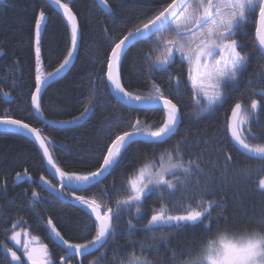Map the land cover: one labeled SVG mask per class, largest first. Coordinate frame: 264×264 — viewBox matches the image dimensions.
Here are the masks:
<instances>
[{
  "label": "snow or ice",
  "instance_id": "obj_1",
  "mask_svg": "<svg viewBox=\"0 0 264 264\" xmlns=\"http://www.w3.org/2000/svg\"><path fill=\"white\" fill-rule=\"evenodd\" d=\"M3 2L0 0V4ZM99 3L115 19L111 0H99ZM154 7L157 10L138 23L134 30H130L126 24L103 29L104 55L93 64L94 71L87 79L99 80V84L93 85L96 94L114 98L119 107L133 112L151 110L163 113L159 124L142 123L140 119H135L129 120L127 127L120 130L123 117L116 123H113L115 116L108 118L102 130L106 139L92 141L97 145L94 170L91 167L63 168L53 156L56 151L54 141L46 138L44 130L27 119L5 111L0 114V127L38 146L42 166L57 180L59 187L53 185L45 175L39 177L41 183L57 192L59 198L69 206L79 207L88 215L89 222L84 226L86 231L80 242L66 239L53 220H47L50 235L64 249L65 255L60 258L62 264H71L76 257L82 258L79 264H83L88 256L96 253L100 255L89 264H104L108 248L113 249L112 264H154L148 253L155 251L158 255V239L171 249L168 237L190 226L201 227L207 234L206 238L195 250L181 249L179 255L172 250L173 264H264V215L251 222V226L238 229L228 226L231 221L224 216L223 202L213 196V186L218 182L204 171L203 153L186 158V141L182 140L157 156L156 149L178 134L181 108L174 97L164 94L165 87L153 75L167 73L169 86L175 77L176 94L179 95L185 82L169 69L176 64L186 67V84L193 106L202 109L201 115L204 117L215 114L228 103L231 93L239 91L245 83L251 57L244 50L239 36L248 25L253 29L250 33L253 51L264 60V0H156ZM53 12L62 21L63 50L52 44L51 38L50 46L45 48L44 35ZM84 27L79 14L74 11L72 0H45L33 16L29 44L33 87L28 93L30 108L27 110L29 116H39L40 122L45 120L43 94L51 82L62 79L71 70L79 56L81 42L85 39ZM140 43L149 44L148 54L142 58L149 69L144 80V87L150 88L147 95L134 93L129 90L131 85L124 82L128 53ZM53 57H57V66L49 71L46 65L52 63ZM97 64L99 69L95 70ZM18 66L16 62L15 67ZM253 75L256 76V86L261 90L259 93L251 90V79L247 80V86L250 87L249 96L256 98L247 102L243 99L236 101L230 109V117H226L223 136L227 147L220 149L221 153H225L222 178L230 169L249 179L255 173L258 177L256 188L264 193V133L256 135L253 128L264 114V68ZM3 95L7 97L9 93L5 91ZM99 104L97 100L91 106H84L78 115L67 120L48 121L47 124L61 129L79 128L81 121L87 122L95 115ZM106 106H111L110 101ZM138 143H148L153 151L140 154L138 165L122 174L119 188L115 182L111 190L100 188L107 175H112L123 163L132 145ZM228 148L245 157L257 158L259 166L255 169L234 167L233 156L227 154ZM218 163L213 164V169ZM23 178L32 179L27 170L16 174L17 181ZM192 186L198 189L199 196L194 195L190 199L182 196V210L174 212L164 196L175 195L177 191L183 192ZM93 189L99 191L94 193ZM152 192L159 194V207H154L149 217L144 212V204ZM31 196L32 203L39 201V193L33 191ZM124 216L128 217L127 248L122 250L115 244V239L119 227L117 222ZM141 221L146 222L139 230L152 234L148 237L153 241L151 245L132 239ZM23 223L22 219L17 220L4 233L23 249L22 254L18 255L17 251L5 244V249L10 253L7 264H54L46 244L33 246L32 241L37 237L31 236L22 241V233L17 229ZM23 235L30 236L27 231ZM101 249L105 251L100 252Z\"/></svg>",
  "mask_w": 264,
  "mask_h": 264
},
{
  "label": "trees",
  "instance_id": "obj_2",
  "mask_svg": "<svg viewBox=\"0 0 264 264\" xmlns=\"http://www.w3.org/2000/svg\"><path fill=\"white\" fill-rule=\"evenodd\" d=\"M44 3V0H4L3 4H0V49H2V54H0V114L8 111L10 114L27 119L34 126L42 128L45 137L54 141L56 151L53 156L63 168L91 167L94 170L97 145L92 141L106 139L102 130L108 118L115 116L116 121L113 123H116L120 117H123L124 122L120 124V130L127 127L129 120L140 119L142 123L159 124L162 118L163 113L161 112L151 110L133 112L127 108L119 107L114 98L100 97L96 94L93 85L99 84V80L94 78L93 81H89L87 79L88 75L94 71L93 64L104 55L103 29L105 27L112 29L114 25L119 27L121 24H126L130 30H134L138 23L146 20L152 12L157 10L154 7L156 0H111L115 19L106 10L100 9L94 0H72L74 11L79 14L85 26V39L81 42L79 56L74 61L71 70L62 79L47 86L43 94V115L45 120H67L73 115H78L84 106H91L97 100L100 101V104L96 107L95 115L91 116L87 122L81 121V127L67 129L46 125L40 122L36 115L29 116L27 110L30 108L28 93L33 87V77L29 68L32 62L29 44L33 16L38 6L44 5ZM120 30L122 31L123 28L121 27ZM50 38L52 44L58 45L63 50L62 21L55 12L48 20L47 32L44 35L46 49L50 46ZM246 43L244 41V44ZM148 49L149 44L140 43L128 53V60L124 68V82L131 85L129 90L134 93L140 92L147 95L150 92L149 87H144V80L147 78L145 73L149 69L145 67L142 59L148 54ZM251 55L254 58L248 72L245 73V83L241 85L239 91L231 93V99L222 109L207 117L201 115L202 109L193 106L188 95L189 91L185 86L179 95L176 94L175 77L169 86L167 73L153 74L156 81L165 87L164 94L171 95L179 102L182 112L178 134L167 144L156 149L157 156L160 152L182 140L186 141L184 148L186 158L203 153L204 171L212 175L218 182L213 186V196L222 200L225 208L224 216L231 221L228 226L234 229L242 228L245 225L251 226V222L264 215V193L256 188L258 177L255 173L249 179L235 174L230 169L226 177L222 178L225 153H221L220 149L227 147L223 136L226 117H229L230 109L236 101L243 99L247 102L251 98H256L249 96L248 79L253 81L251 90L257 93L261 90L256 86V76L253 73H258L264 68V60L253 49ZM56 60L57 57H53L52 63L46 65L49 71L54 70L57 66ZM16 62H18V68L15 67ZM176 66L169 71L176 73L180 80L185 82L183 80L185 70L182 67L176 69ZM98 69L99 65L97 64L95 70ZM14 80L15 84H13ZM5 91L9 93L7 97L3 95ZM109 101L110 107L106 106ZM190 111L196 115V118L190 116ZM253 128L256 135L264 133V114L259 117V122L254 124ZM152 151L153 147L148 143L133 144L123 163L115 169L112 175H107L100 188L111 190L113 182L119 188L123 179L122 174L138 165L141 153H151ZM227 154L233 156L234 167L255 169L259 166L258 159L245 157L231 148L227 149ZM217 161L219 163L213 169V164ZM24 170H27L32 177L31 187L27 186L29 183L27 178L16 180V174L23 173ZM41 175L49 177L41 164V154L36 146L29 142V139L0 130V248L7 244L12 250L17 251L18 255L22 254L21 250L16 249L9 238L4 235L13 223L22 219L24 223L17 230H25L30 236L37 237L39 243L46 244L54 264H60L59 260L64 251L51 240L50 230L46 226L47 220L51 218L66 239L80 242L85 234L84 226L88 224L89 218L83 209L69 206L62 199L45 193L42 195L44 198L39 195V201L32 203L31 193L35 191L34 186L39 187L38 179ZM92 191L95 193L99 190L93 189ZM158 195L156 192L149 193V198L144 204V212L149 217L151 210L154 207H159ZM194 195L199 196V191L195 186H192L186 191H177L175 195H165L164 200L169 202V206L174 212H178L182 210L184 204L182 196L190 199ZM113 199H115L114 196ZM127 219L128 217L124 216L117 222L119 227L115 244L122 250L127 248L125 239ZM145 222L141 221L137 224V231L132 239L151 245L153 241L148 237L152 234L139 230ZM221 227L224 225L221 224ZM165 231L171 230L165 229ZM206 235L201 227H185L168 237L171 249L163 241H159L157 236L159 253L157 255L155 251L149 252V258L154 261V264H173L172 250H175L178 255L181 249L195 250L206 238ZM104 251V249L100 250V252ZM136 251L139 253V246ZM99 255L100 253H96L88 256L83 264H89ZM8 260H10L9 257L0 251V264H7ZM112 261L113 249L108 248L104 264H112ZM73 264H77L76 261Z\"/></svg>",
  "mask_w": 264,
  "mask_h": 264
},
{
  "label": "flooded vegetation",
  "instance_id": "obj_3",
  "mask_svg": "<svg viewBox=\"0 0 264 264\" xmlns=\"http://www.w3.org/2000/svg\"><path fill=\"white\" fill-rule=\"evenodd\" d=\"M253 31V29L251 28V26L250 25H248V26H246V28H245V32L244 33H242V34H240V36H239V40H240V43L242 44V46H243V48H244V50L246 51V53H248L249 55H250V57H251V61H252V59L254 58L251 54H252V49H253V43H252V40H251V35H250V33ZM244 41L245 42H247L246 44H244ZM251 61H250V64H251ZM250 64H249V66H250ZM177 66H176V69H180V67H182L180 64H176ZM183 68V70H185V72H184V78H183V80L185 81V87L188 89V91H189V87L187 86V84H186V81H187V68L186 67H182ZM176 72V71H175ZM193 111V110H192ZM192 111H190V116H192V117H194V118H196V115L192 112ZM182 113V112H181ZM181 117H182V114H181ZM47 179L48 180H50L51 181V183L53 184V185H55L56 187H58V185H56L55 184V182L50 178V177H47ZM32 180V179H31ZM31 181H29V183H28V185L27 186H29V187H31V183H30ZM38 185H39V187H35L34 186V188H35V191L37 192V193H39V195L42 197V198H44L42 195H43V193H45V194H47V195H49L47 192H46V190H45V188H44V186L42 185V184H40V179H38ZM50 196V195H49ZM2 250V247L0 248V251ZM60 261V260H59ZM76 261V263H77V260H76V258L74 259V260H72L71 261V264H73V262H75ZM60 263V262H59Z\"/></svg>",
  "mask_w": 264,
  "mask_h": 264
},
{
  "label": "water",
  "instance_id": "obj_4",
  "mask_svg": "<svg viewBox=\"0 0 264 264\" xmlns=\"http://www.w3.org/2000/svg\"><path fill=\"white\" fill-rule=\"evenodd\" d=\"M45 1V0H44ZM95 1V3L98 5V7L100 8V9H103V10H105L104 9V7L99 3V0H94ZM59 79V78H58ZM57 79V80H58ZM56 82V81H55ZM51 83H54V82H51ZM50 83V84H51ZM230 117V116H229ZM37 118L39 119V116H37ZM39 121H40V119H39ZM48 121H50V120H44V124H46L47 125V122ZM53 127H56V128H58L59 126H53ZM36 146V145H35ZM36 148L38 149V146H36ZM40 153V152H39ZM41 154V153H40ZM249 158H252V159H257V158H255V157H249ZM48 173V175H50L52 178H53V180L55 181V182H57V180L51 175V173L50 172H47ZM25 179V178H24ZM58 183V182H57ZM48 192L50 193H52V195L53 196H56L57 194H56V192L54 191V190H52L51 188H48ZM52 240H54L55 241V239L52 237L51 238ZM62 249H63V247L59 244V242L58 241H55ZM3 253H5V254H7L8 256H9V258H10V253H8V252H6L5 250H3ZM80 258V257H79Z\"/></svg>",
  "mask_w": 264,
  "mask_h": 264
},
{
  "label": "rangeland",
  "instance_id": "obj_5",
  "mask_svg": "<svg viewBox=\"0 0 264 264\" xmlns=\"http://www.w3.org/2000/svg\"><path fill=\"white\" fill-rule=\"evenodd\" d=\"M19 231H21V233H22V235H21V239H22V241L25 240V239H29V238L31 237V236H29V237H25V236L23 235V232H24L25 230H19ZM9 241H10V239H9ZM10 242H12V241H10ZM12 244L14 245L15 248H17V249H19V250H21V251L23 252V249H22V248H19L18 246H16V245L14 244V242H12ZM32 244H33V246H39V245L42 244V243H39L38 240H35V241H32ZM24 258L26 259V257H24Z\"/></svg>",
  "mask_w": 264,
  "mask_h": 264
},
{
  "label": "bare ground",
  "instance_id": "obj_6",
  "mask_svg": "<svg viewBox=\"0 0 264 264\" xmlns=\"http://www.w3.org/2000/svg\"><path fill=\"white\" fill-rule=\"evenodd\" d=\"M0 129H2V127H0ZM1 252L3 253V248H2V250H1ZM5 254V253H4ZM5 255H7V254H5ZM8 256V255H7ZM9 257V256H8ZM10 259V258H9Z\"/></svg>",
  "mask_w": 264,
  "mask_h": 264
}]
</instances>
